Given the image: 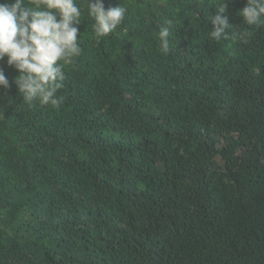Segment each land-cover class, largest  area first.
I'll list each match as a JSON object with an SVG mask.
<instances>
[{"label":"trees","instance_id":"obj_1","mask_svg":"<svg viewBox=\"0 0 264 264\" xmlns=\"http://www.w3.org/2000/svg\"><path fill=\"white\" fill-rule=\"evenodd\" d=\"M75 2L58 109L24 102L0 60V264H264V26L246 0L227 11L247 36L218 41L222 0H104L127 13L102 38Z\"/></svg>","mask_w":264,"mask_h":264},{"label":"clouds","instance_id":"obj_2","mask_svg":"<svg viewBox=\"0 0 264 264\" xmlns=\"http://www.w3.org/2000/svg\"><path fill=\"white\" fill-rule=\"evenodd\" d=\"M87 15L93 20L92 31L97 38L115 32L126 16L127 8L121 4L105 8L104 0H85ZM249 26H264V0H246L238 13ZM82 11L75 0H13L0 3V60L7 57V64L19 75L14 83L23 101L31 105L39 100L41 105L59 108L66 77L63 66L71 64L83 49L77 39ZM214 40L227 39L229 24L227 0L216 5V14L209 16ZM174 35L171 21L158 32L160 50L164 55L171 51L170 37ZM231 36H247V32ZM246 42V41H245ZM9 80L0 69V88L7 89Z\"/></svg>","mask_w":264,"mask_h":264}]
</instances>
